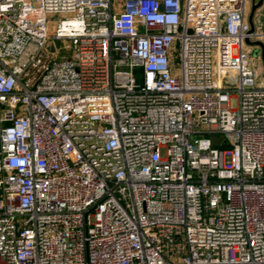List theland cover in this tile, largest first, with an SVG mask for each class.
<instances>
[{
	"label": "built area",
	"instance_id": "1",
	"mask_svg": "<svg viewBox=\"0 0 264 264\" xmlns=\"http://www.w3.org/2000/svg\"><path fill=\"white\" fill-rule=\"evenodd\" d=\"M245 6L0 0V264H264Z\"/></svg>",
	"mask_w": 264,
	"mask_h": 264
},
{
	"label": "crops",
	"instance_id": "2",
	"mask_svg": "<svg viewBox=\"0 0 264 264\" xmlns=\"http://www.w3.org/2000/svg\"><path fill=\"white\" fill-rule=\"evenodd\" d=\"M254 4H256L259 0H253ZM246 19L248 21V15H249V3L246 0ZM253 26H254V31L256 33H264V0L262 1L261 6L255 11V18L253 16ZM253 65L257 67V69L261 66L260 62L258 59L255 61H252Z\"/></svg>",
	"mask_w": 264,
	"mask_h": 264
},
{
	"label": "rangeland",
	"instance_id": "3",
	"mask_svg": "<svg viewBox=\"0 0 264 264\" xmlns=\"http://www.w3.org/2000/svg\"><path fill=\"white\" fill-rule=\"evenodd\" d=\"M247 2L249 3V10L251 11L252 7H253V0H247ZM254 18H255V13H254ZM244 50H247L249 51V54L251 56V58L255 61L256 59H258V61L260 62L261 66L257 69L258 71V75L259 77L263 76L264 74V66H263V62H262V59H261V56H260V53H261V48L259 46H248L246 43H245V46H244ZM230 106L231 108H235L236 106V100L233 98L231 99V102H230Z\"/></svg>",
	"mask_w": 264,
	"mask_h": 264
},
{
	"label": "water",
	"instance_id": "4",
	"mask_svg": "<svg viewBox=\"0 0 264 264\" xmlns=\"http://www.w3.org/2000/svg\"><path fill=\"white\" fill-rule=\"evenodd\" d=\"M262 1L263 0H259L256 4H253V7H252L251 11L249 12L248 23H249V26H250V30H249L250 34H252L254 32V26H253V21H252L253 15H254L255 11L261 6ZM245 43L248 46H259L261 48L260 56H261V59H262V62H263V66H264V44L262 42H249L248 40H246ZM219 141H220L219 139L214 137L212 139V144L214 146H217Z\"/></svg>",
	"mask_w": 264,
	"mask_h": 264
}]
</instances>
